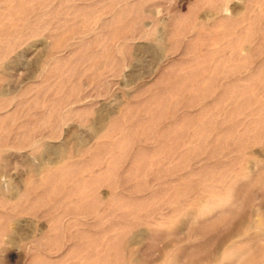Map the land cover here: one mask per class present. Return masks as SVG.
Wrapping results in <instances>:
<instances>
[{
	"label": "rangeland",
	"instance_id": "374dc122",
	"mask_svg": "<svg viewBox=\"0 0 264 264\" xmlns=\"http://www.w3.org/2000/svg\"><path fill=\"white\" fill-rule=\"evenodd\" d=\"M259 219L264 0H0V264H263Z\"/></svg>",
	"mask_w": 264,
	"mask_h": 264
},
{
	"label": "bare ground",
	"instance_id": "6f19581e",
	"mask_svg": "<svg viewBox=\"0 0 264 264\" xmlns=\"http://www.w3.org/2000/svg\"><path fill=\"white\" fill-rule=\"evenodd\" d=\"M223 12H221V14H222ZM223 15V14H222ZM221 15V16H222ZM219 16V15H218ZM222 19H224V15L222 16ZM244 19V18H243ZM231 22V21H230ZM128 30V29H127ZM212 69V68H211ZM231 71V70H230ZM229 71V72H230ZM235 71V70H234ZM223 73V72H222ZM232 73V72H231ZM165 78V77H164ZM197 82V81H196ZM105 117H107V116H105ZM106 119V118H105ZM107 120V119H106ZM104 121L105 123H107V125H108V122L107 121ZM104 123V124H105ZM225 123V122H224ZM114 124V123H113ZM106 125V124H105ZM105 128H106V126H105ZM107 128H108V126H107ZM106 128V129H107ZM105 129V130H106ZM110 129V128H109ZM113 130V129H112ZM230 130V129H229ZM229 130H228V132H229ZM230 131H234V129L233 130H230ZM105 132V131H104ZM107 132H109V131H107ZM106 133V132H105ZM223 133V132H222ZM225 134H226V132H225ZM229 134V133H228ZM107 135H108V133H107ZM110 135V134H109ZM108 135V136H109ZM230 135V134H229ZM111 136V135H110ZM105 137H107V136H105ZM221 137V136H220ZM162 139V138H161ZM82 150V149H81ZM82 152V151H81ZM62 154H65L64 155V158H66L67 159V156H66V151H63V153ZM82 154V153H81ZM62 159V158H61ZM64 162V161H63ZM62 162V163H63ZM66 163V162H65ZM64 164V163H63ZM63 164H61L62 165V167H63ZM75 164V163H74ZM263 165V164H262ZM59 166V165H58ZM73 166V165H72ZM71 166V167H72ZM57 167H55V169L53 168V169H46L44 172H45V174L46 175H48L49 176V174L51 175V170L52 171H54V170H56V171H59V170H61L62 168H60V169H56ZM66 169V168H65ZM63 170H64V168H63ZM62 170V171H63ZM61 172V171H60ZM236 176V175H235ZM235 176L233 177V178H235ZM52 177V176H51ZM227 177V176H226ZM231 178V177H230ZM228 180V179H227ZM226 179H225V181H227ZM224 181V182H225ZM234 181V180H233ZM220 182H221V180H220ZM223 182V183H224ZM233 183V182H232ZM220 184V183H219ZM249 184H250V182H249ZM221 185V184H220ZM223 185V184H222ZM246 185V184H245ZM247 185H248V183H247ZM207 186V185H206ZM209 186H211V185H209ZM208 186V187H209ZM216 186H218V183H217V185ZM212 187V186H211ZM220 187V186H219ZM87 188V187H86ZM213 188V187H212ZM225 188H227V187H225ZM220 189V188H219ZM222 189V188H221ZM229 189V188H228ZM216 190V189H215ZM206 192V191H205ZM225 192H227V191H225ZM234 193V192H233ZM232 193V194H233ZM222 194V193H221ZM227 194V193H226ZM215 196L216 195H214V201H216V199H215ZM218 196H221L220 194L218 195ZM222 196H223V194H222ZM205 197V196H204ZM203 197V199L204 200H206L205 198ZM210 197V196H209ZM194 198V197H193ZM202 198V197H201ZM206 198H208V197H206ZM218 198V197H217ZM225 198V197H224ZM77 199V198H76ZM197 199H199V198H197ZM201 200V199H200ZM199 200V201H200ZM234 201V200H233ZM201 202V201H200ZM203 202V201H202ZM204 202H206V201H204ZM225 203V202H224ZM88 204V203H87ZM200 204H202V203H200ZM207 204V203H206ZM209 204V203H208ZM232 205H233V203H231ZM191 205H194V204H191ZM201 206V205H200ZM203 206H205L204 204H203ZM79 207V206H78ZM81 208H82V206H80ZM196 207H198V205L196 206ZM77 208V207H76ZM182 208V207H181ZM202 208H204V207H202ZM210 208V207H209ZM229 208V207H228ZM176 209V208H175ZM179 209V208H178ZM194 209V208H193ZM196 209V208H195ZM194 209V210H195ZM219 209L220 208H217V210L219 211ZM224 209V208H223ZM227 209V208H226ZM79 210H81V209H79ZM89 210V209H88ZM209 210V209H208ZM216 210V209H215ZM192 211V210H191ZM219 212H221V211H219ZM215 215V214H214ZM217 215V214H216ZM222 216H224L223 214H221ZM221 215H219L220 217H221ZM193 216V215H192ZM191 216V217H192ZM213 216V215H212ZM227 216H228V214H227ZM251 216V215H250ZM225 217V216H224ZM193 218V217H192ZM214 219H215V217H214ZM228 219V218H227ZM252 219V218H251ZM217 220H220V219H217ZM245 221H246V219H244ZM200 221V220H199ZM205 221H208V220H205ZM254 221H255V219H254ZM258 221H261V219H259ZM264 220H262L260 223H258V224H252V223H248V224H245V226H242V228H240L239 229V231H237V232H239L240 234H243V237H245L246 235H247V237H248V239L250 240V241H253V240H257V242H259V240H261V239H264V237H263V235H264V227L262 226V222H263ZM211 222V221H210ZM214 222H216V221H214ZM220 222V221H219ZM247 222H249L248 220H247ZM251 222H252V220H251ZM203 223V222H202ZM221 223H223V220L221 219ZM210 224H212V223H210ZM242 224H243V222H242ZM206 225V224H205ZM264 225V224H263ZM213 226V225H212ZM217 226V225H216ZM204 227V226H203ZM202 227V228H203ZM236 227V226H235ZM238 227V226H237ZM217 228V227H216ZM252 228L254 229V231H255V233L252 231ZM206 228H204L203 230H205ZM200 230H201V228H200ZM207 231V230H206ZM209 231H210V229H209ZM155 232V231H154ZM205 232V231H204ZM235 232V231H234ZM210 233V232H209ZM232 233V232H231ZM151 234H153V233H151ZM234 234V233H233ZM232 234V235H233ZM250 234V235H249ZM245 235V236H244ZM237 236V235H236ZM239 236H241V235H239ZM141 238V237H140ZM244 239V238H243ZM242 239V240H243ZM246 239V238H245ZM235 240H238L237 239V237H236V239ZM248 240V241H249ZM245 241V240H244ZM247 241V240H246ZM238 242V241H237ZM256 242V243H257ZM240 243V242H239ZM260 243V242H259ZM246 243L244 242V244L242 245H239V244H233V245H231V246H229V247H227L224 251H223V254H222V256L220 257V258H215V262L213 263V264H220L221 263V261H228L229 263L228 264H245L246 263V261H244V263H242L241 261H240V259H238V257L239 256H241V254L242 253H244V252H246V251H248L247 250V248H249V247H246V246H244ZM261 244V243H260ZM256 245V244H255ZM254 245V246H255ZM260 246V245H259ZM260 248V247H259ZM253 249V248H252ZM262 250L264 251V247L262 248ZM257 251V250H256ZM256 251H254V252H256ZM259 252V251H258ZM257 252V253H258ZM247 253V252H246ZM248 253H249V251H248ZM256 253V254H257ZM264 253V252H263ZM259 254V253H258ZM214 254H212V256H213ZM136 256V255H135ZM211 256V257H212ZM259 256V255H258ZM255 257H257V256H254V258ZM103 258V257H102ZM253 257L251 256V259H252ZM258 258V257H257ZM105 259V258H104ZM213 259V258H212ZM237 259H238V263L236 262L237 261ZM98 260V259H97ZM248 260V259H247ZM253 261H255V259H252ZM257 260V259H256ZM128 260H126V262H127ZM166 261H169V260H166ZM166 261L164 262V263H166ZM240 261V262H239ZM258 261V260H257ZM262 261L264 262V260L262 259ZM261 261V262H262ZM172 262V261H171ZM98 264V263H97ZM126 264H128V262L126 263ZM212 264V263H211ZM253 264V263H252ZM264 264V263H263Z\"/></svg>",
	"mask_w": 264,
	"mask_h": 264
}]
</instances>
